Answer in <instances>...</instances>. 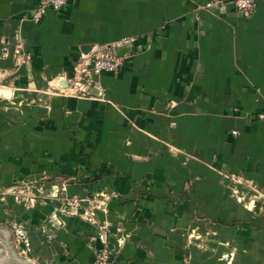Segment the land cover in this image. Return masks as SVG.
<instances>
[{"label": "crops", "instance_id": "1", "mask_svg": "<svg viewBox=\"0 0 264 264\" xmlns=\"http://www.w3.org/2000/svg\"><path fill=\"white\" fill-rule=\"evenodd\" d=\"M64 1L35 22L41 0H0V225L39 264H97L98 226L63 202L106 195L112 264H226V244L233 264H264V213L217 172L264 187V0L249 18L232 0ZM88 46L123 65L70 96ZM207 223L202 251L188 235Z\"/></svg>", "mask_w": 264, "mask_h": 264}, {"label": "built area", "instance_id": "2", "mask_svg": "<svg viewBox=\"0 0 264 264\" xmlns=\"http://www.w3.org/2000/svg\"><path fill=\"white\" fill-rule=\"evenodd\" d=\"M259 1L260 0H232L237 11L246 17L251 16L255 12ZM64 4V0H41L32 15V19L38 22L49 10L54 12L61 11ZM15 53L23 58L24 63H29L32 60L31 55L23 52L21 44H16ZM123 62L124 59L118 56L112 47L101 48L87 55H83L73 67V75L68 79L69 84L66 88V94L81 98H89V96H91V90L97 86L101 75L104 73L118 72ZM66 208L86 209L88 214L87 218L97 223L95 210L100 208V206H97L96 201L92 198L84 197L72 199L67 197L63 204L64 212ZM98 228L100 231L99 240L103 244V248L98 254V264H112L116 250L110 247L111 242L107 237L109 233L107 230L108 226L100 225Z\"/></svg>", "mask_w": 264, "mask_h": 264}, {"label": "rangeland", "instance_id": "3", "mask_svg": "<svg viewBox=\"0 0 264 264\" xmlns=\"http://www.w3.org/2000/svg\"><path fill=\"white\" fill-rule=\"evenodd\" d=\"M223 1L224 0H209L205 4L198 6L196 8V10L197 11L211 12L214 10V8L221 6L223 4ZM251 16H249V17H251ZM244 17L249 18L246 16H244ZM88 47H91V46H88ZM91 48H93V47H91ZM83 55H87V54L84 53ZM79 59L74 63L73 67L77 64ZM70 77L71 76H67L68 79ZM97 86L100 87L99 83L97 84ZM94 97H100V95L94 96ZM90 98H91V96H89V98H87V99H90ZM234 106H236V105H234ZM235 108H237V107H235ZM252 117H253L254 121H256V122H264V112H258L256 114H254ZM174 151H178V150L174 149ZM189 157H191V156H189ZM217 172L221 177L222 183L225 185L227 190L230 192L231 198L239 206H241V207L245 208L247 211H250L253 213L254 212L258 213V214H260V212L264 213V211H261V209H264V187L260 186L257 182L246 178L244 176V174L234 173L231 171H223V170H218ZM85 197L92 198L91 196H85ZM73 198H84V197H72V199ZM95 201H96L97 206H100V208L95 210V212H96V211L102 210L103 208H106V202L109 201V197L107 198L106 195H102V196L98 197V199H96ZM36 203H37L36 198L32 197V198L28 199L29 206H34V205H36ZM83 210H84V214L82 216H79V217L87 218L88 217L87 211H86V209H83ZM90 222L96 226H100V225L108 226L107 230L109 231V233L107 234V237L110 240H111V238H113L112 231H111V229L107 223H101L99 221V219L97 220V223H94L93 221H90ZM207 224L208 225L203 224V226H201V225L196 226L188 235V237H189L188 239L190 241H192V242H190V245L193 242H197L199 245V249L202 251L206 250V247L209 244V238H207L208 234H212V231H213L211 228H209V227H211V226H209L211 224H209V223H207ZM0 228L6 229L7 231L10 232L9 244L7 245L6 242H4V244L0 243V264H39L35 260L31 259L30 257H27V254H30V252H31L28 248H23L22 245L21 246L17 245V240H15L16 238H14V233H13L12 228L10 226L0 225ZM98 238H99V236H98ZM116 241H117L116 242L117 245L120 244V246H121L122 239L118 238ZM24 242H25V240H22L20 244H22ZM226 246L228 248V252L226 254H224V256L222 257V260L226 264H233L234 259H235V255H236V249L234 247L230 246V244H226ZM110 247L116 248L113 243H110Z\"/></svg>", "mask_w": 264, "mask_h": 264}, {"label": "water", "instance_id": "4", "mask_svg": "<svg viewBox=\"0 0 264 264\" xmlns=\"http://www.w3.org/2000/svg\"><path fill=\"white\" fill-rule=\"evenodd\" d=\"M92 48L88 47L87 51L84 52L86 54H89L91 52ZM99 90L98 86H95L92 90L91 93H93L94 91ZM65 212L69 215H74V216H82L84 214V210L83 209H74V208H66ZM0 243L4 244V242L7 243V245L9 244V240H10V232L7 231L6 229L0 228ZM5 246V245H4Z\"/></svg>", "mask_w": 264, "mask_h": 264}]
</instances>
